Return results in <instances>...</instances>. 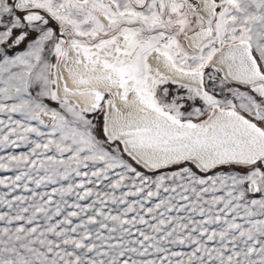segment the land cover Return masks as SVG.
I'll use <instances>...</instances> for the list:
<instances>
[{"label": "snow or ice", "instance_id": "obj_1", "mask_svg": "<svg viewBox=\"0 0 264 264\" xmlns=\"http://www.w3.org/2000/svg\"><path fill=\"white\" fill-rule=\"evenodd\" d=\"M193 7L0 0V151L13 150L0 156V172L12 173L0 178V264H264V0H206L208 19ZM195 29L189 51L181 38ZM224 49L223 76L206 82ZM69 51L100 71L75 83L106 82L133 108L125 117L106 100L118 119L105 114L104 138L87 114L104 111L105 96L65 84L61 98L53 87L49 57L67 61ZM154 53L190 81L178 84L186 96L161 87L169 79L153 74ZM125 154L175 170L147 175Z\"/></svg>", "mask_w": 264, "mask_h": 264}, {"label": "bare ground", "instance_id": "obj_2", "mask_svg": "<svg viewBox=\"0 0 264 264\" xmlns=\"http://www.w3.org/2000/svg\"><path fill=\"white\" fill-rule=\"evenodd\" d=\"M218 2H219V0H218ZM205 4L206 3H200L199 1H196L195 6L198 8L196 10H194L193 12L201 15L200 10L204 11L206 9ZM196 31H198V29L195 30L194 32L188 34V35L197 38L198 36L196 35ZM187 36H185L183 39V41L186 42L187 48L190 51H196L197 49L189 47L188 42H187ZM198 39H200V38L198 37ZM226 52H227V49H224L223 52H218L212 59V64L214 65L215 68H219L221 70L220 73L222 76H223L226 68H225V65L219 63V59L221 56L225 55ZM76 58L77 57H76L75 52L69 51V59L67 61L61 60V61L55 62V64H56L55 72H56V78H57V85L56 86H57V89H58L60 95L65 94L64 90H63L65 84H69V86H67V87L72 92L85 91L87 89H95L97 91H100L105 96L106 100L109 98H114L116 108L120 109V112L123 114V116L127 117L128 113L130 111H133V108H132V106H126L123 103V101L120 100L119 95H117V93L122 91V90H120L118 88L109 89L106 82H104V83L93 82L92 84H89V85H79V84L74 82V79H78L80 77L87 79L90 76H95V75L100 74L99 69L97 70L96 73H92L89 70L85 69L83 64H81L79 66L75 65L74 60ZM81 59H82V57H81ZM148 63H149V66L151 67V69L153 71V74L156 71H159L161 73V75H163L169 79V83H172V84H180V83L188 84V83H190V81H188V80L181 81L177 74H175L171 69H169L165 66L163 58H157L155 53L149 57ZM69 69H71V73H70ZM173 81H175V83ZM193 86H195V85H193ZM110 93H111V95H110ZM106 96H108V97H106ZM133 97H134V94L130 93L129 94V100L131 101L133 99ZM67 99H70V101L72 100L75 104H78L81 108L85 107L86 105H88L91 102V97H87V96H71L70 95L67 97ZM105 109H106L105 114H107L109 116V122L110 123H111V121L118 119L116 112L111 107L107 106V104H106ZM208 116H209V114L202 121L195 122V123H203V122L208 121ZM44 120H45V123H50V120L48 117H44ZM120 146L123 149L124 146L123 145H120ZM193 163L195 164V162H193ZM140 165H142L146 170H158V169L147 168L143 162H141Z\"/></svg>", "mask_w": 264, "mask_h": 264}, {"label": "rangeland", "instance_id": "obj_3", "mask_svg": "<svg viewBox=\"0 0 264 264\" xmlns=\"http://www.w3.org/2000/svg\"><path fill=\"white\" fill-rule=\"evenodd\" d=\"M189 14L193 18L196 16V14H193V13H189ZM193 27H194V25H193ZM182 38H181V40H182V43L184 44ZM214 47H219V45H214ZM49 59H50L51 63L55 64L56 60H55L54 57H49ZM214 69H216V68L214 67V65L212 64V61H211L209 63V65H208V67L205 69V74H206L205 79H206V82H207V76H208V74H213V75H217V76H221L222 77L221 73L220 72L219 73H215L213 71ZM53 71L55 73L54 78H56L55 69H53ZM67 86H69V84H67ZM53 87L57 91L58 96H60L61 98H64L65 97V94L60 95V93H59V91L57 89V86H53ZM161 87L168 88L173 94H176L178 92L181 95H185V96L187 95L186 89H180V88H178V84L167 83L165 85H161ZM106 97H108V96H106ZM218 98H220V97H218ZM44 103L47 104L49 108L54 109V110H57V111H60L62 114H64L63 109L60 108V106H59V104L57 102L52 101L50 99H45L44 100ZM102 104H104V111H99L98 110V111H96L94 113L87 114L88 115V118L91 119L93 121V123L96 125V130H97L98 134L100 135V138H104L102 132L100 131V129H101V123H102V121L104 119V116H105V113H106V109H105V107H106V98H105V101H102ZM196 106L201 107L202 109H205L206 108V106L203 105V102H201V101H197L196 102ZM208 114L209 113L206 112L204 116H201L199 118L193 117L192 118L193 119V122L202 121L204 118L207 117ZM0 118H3V117H0ZM16 118H19V117H16ZM121 149H122V147H121ZM12 151H13L12 149H8L6 151H0V156L7 155L8 153H10ZM24 151H27V149L26 148H23V147L18 148V149H15V152L17 154H19L20 152H24ZM125 158L126 159H129V161L131 163H133V166L136 167L139 171H141V172H143V173H145L147 175H151V176L160 175V174H171V172L173 170H175V166H171V167H168V168H161V169H158V170H146L142 165L136 164L134 161H131L130 158L127 156V154H125ZM186 166L191 167L194 171H197L198 174L203 175V173H200L199 172V169H197L195 167V164L193 162H187V165ZM213 171H215V170H213ZM208 174H212V173L210 172ZM5 175H12V173H2V172H0V178H3V176H5ZM0 191H3V189H0Z\"/></svg>", "mask_w": 264, "mask_h": 264}, {"label": "flooded vegetation", "instance_id": "obj_4", "mask_svg": "<svg viewBox=\"0 0 264 264\" xmlns=\"http://www.w3.org/2000/svg\"><path fill=\"white\" fill-rule=\"evenodd\" d=\"M196 1H199L200 3H206V0H189V4L190 5H193L194 7L193 8H188L187 10H188V12L189 13H193V14H196L197 15V13H194L193 11L194 10H196L198 7H196L195 6V2ZM210 0H208V2H209ZM219 10V9H218ZM200 13H201V15L205 18V19H208V13H207V11H206V9L204 10V11H201L200 10ZM101 19V23H103V24H105V26H107V21L106 20H104L103 19V17H101L100 18ZM195 30H197V29H195ZM194 30V31H195ZM193 31V32H194ZM190 33H192V32H189V34ZM185 37V36H184ZM184 37L182 38V39H184ZM184 42V45L187 47V45H186V42L185 41H183ZM187 42H188V45H189V47H191V48H194V49H197V45H198V43H199V39H198V37L196 38V37H193V36H187ZM188 49V48H187ZM189 50V49H188Z\"/></svg>", "mask_w": 264, "mask_h": 264}, {"label": "water", "instance_id": "obj_5", "mask_svg": "<svg viewBox=\"0 0 264 264\" xmlns=\"http://www.w3.org/2000/svg\"><path fill=\"white\" fill-rule=\"evenodd\" d=\"M103 125H104V119H103V121L101 123V129H100L101 132H102Z\"/></svg>", "mask_w": 264, "mask_h": 264}]
</instances>
